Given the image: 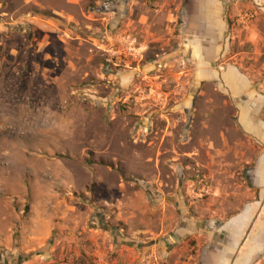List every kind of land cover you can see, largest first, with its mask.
Segmentation results:
<instances>
[{"label": "rangeland", "instance_id": "obj_1", "mask_svg": "<svg viewBox=\"0 0 264 264\" xmlns=\"http://www.w3.org/2000/svg\"><path fill=\"white\" fill-rule=\"evenodd\" d=\"M262 176L264 0H0V264H199Z\"/></svg>", "mask_w": 264, "mask_h": 264}, {"label": "crops", "instance_id": "obj_2", "mask_svg": "<svg viewBox=\"0 0 264 264\" xmlns=\"http://www.w3.org/2000/svg\"><path fill=\"white\" fill-rule=\"evenodd\" d=\"M210 8L212 7L207 6L205 9L208 11ZM218 11L219 9L217 8V12L212 15L215 16L216 20H214V22L217 25V30H221V24L218 21ZM207 15L209 16L210 13H207ZM201 16L205 17L203 14ZM207 24L213 26V24L210 22H207ZM220 30H218L216 33L212 32L216 38L222 36V31ZM210 31L211 30H209V32ZM209 32L205 30L203 34L208 33L209 36ZM199 33H201V31ZM203 34L202 37H204ZM202 47L204 48L207 46L203 45ZM213 49L216 50L217 46L215 47L214 45ZM261 180L264 181V176H262ZM249 211L251 212L248 215L249 219L247 220L246 217L242 216L241 221L238 223V225H236V227H234V235L232 238L233 244L232 246L226 247V254L222 255L220 253L221 246L210 245L206 247L207 253L205 256L200 258L201 261L199 264H264V204L259 208L255 204L254 206H251ZM74 215L75 214L69 215V219L72 222H76V218L79 217H75ZM169 246L167 248H171V246ZM181 264H190V262Z\"/></svg>", "mask_w": 264, "mask_h": 264}]
</instances>
